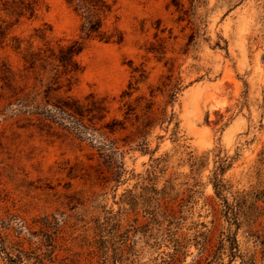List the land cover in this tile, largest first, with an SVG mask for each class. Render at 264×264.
I'll use <instances>...</instances> for the list:
<instances>
[{"label": "rangeland", "instance_id": "obj_1", "mask_svg": "<svg viewBox=\"0 0 264 264\" xmlns=\"http://www.w3.org/2000/svg\"><path fill=\"white\" fill-rule=\"evenodd\" d=\"M18 1L0 0V264H239L229 238L264 264V0H117L119 44L83 40L64 0L16 20ZM74 41L82 71L44 98L23 57ZM6 71L48 111L17 112Z\"/></svg>", "mask_w": 264, "mask_h": 264}, {"label": "trees", "instance_id": "obj_2", "mask_svg": "<svg viewBox=\"0 0 264 264\" xmlns=\"http://www.w3.org/2000/svg\"><path fill=\"white\" fill-rule=\"evenodd\" d=\"M111 1V4L109 3ZM117 0H64L66 5L70 7L81 19L80 32L83 35V40L96 38L104 43H121L122 35L118 32L108 33L103 30V21L105 16H107L112 5ZM16 11L10 7L4 8L2 11L11 15H16V20L27 15L28 18H33L39 9L37 0H20ZM10 8V9H9ZM118 33V35H116ZM82 50V41H74L69 45L58 46L55 49L49 47L48 45L43 49H38L36 51H29L24 57V71L26 73H34L38 69L42 72L46 71V79L43 84V97L47 99L50 92H55L61 87L58 85L62 76L66 81V84L71 85L73 76L82 71V67L76 60V57ZM5 77L2 78L3 85L2 90H6L11 94L13 99L18 103V111L20 110H47L45 108H40L38 106L33 107V103L37 98L35 95H40V92L27 91L25 87L17 88L13 85V79L10 78V73L5 72ZM26 79V78H25ZM43 80L41 79L40 82ZM47 102V100H46ZM49 105V104H48ZM53 110H57L59 113H68L72 111L78 114V110L72 107L64 101V99H57L55 103L50 104ZM52 110V109H49ZM48 116V115H47ZM223 182L218 179L217 176L214 178V190L216 195H220L222 192ZM251 198V199H250ZM251 200V203L248 201ZM257 197H251L247 194L239 195L236 199V211L243 210L244 208H251L257 211L258 208L255 206ZM249 205V206H248ZM234 219V218H233ZM238 217L236 214V224H238ZM230 242L228 247L229 259L232 261L235 257L239 259V264H254L253 261L245 260L241 257L237 245L236 251L234 247V240L228 239ZM264 244V243H261ZM264 253V250H263ZM262 253V254H263ZM262 260L264 261V255H262Z\"/></svg>", "mask_w": 264, "mask_h": 264}]
</instances>
